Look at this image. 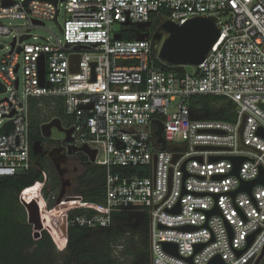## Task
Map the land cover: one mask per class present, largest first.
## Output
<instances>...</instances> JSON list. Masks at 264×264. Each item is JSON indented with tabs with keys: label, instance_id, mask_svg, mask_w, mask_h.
I'll list each match as a JSON object with an SVG mask.
<instances>
[{
	"label": "built area",
	"instance_id": "built-area-1",
	"mask_svg": "<svg viewBox=\"0 0 264 264\" xmlns=\"http://www.w3.org/2000/svg\"><path fill=\"white\" fill-rule=\"evenodd\" d=\"M2 1L0 37L10 36L12 42L0 60V179L33 166L30 100L60 98L59 120L65 130L72 129L69 144L95 150L92 164L105 168V179L101 203L65 193L59 216L53 215L59 190L50 192L45 177L21 191L37 188L39 213L43 220L50 217L58 237L67 240L69 227L107 228L114 213H143L150 219V264H189L190 257L192 264H208L216 256L223 264H253L264 248V186L255 185L250 195L230 194L240 180L253 181L264 170V137L258 133L264 130L259 108L264 104V0H9L8 6ZM195 17L215 18L220 36L192 72L157 66L150 27L136 28L148 39H114L120 35L114 26L126 22L136 27L167 20L180 26ZM4 20L26 25L15 28ZM45 21L58 24L62 39L29 43L30 30ZM24 36L29 38L20 41ZM74 55L78 71L72 73ZM195 96L230 101L233 121L192 118L189 100ZM154 121L162 124L164 150L156 143ZM173 155H178L175 162ZM225 157L246 158L238 176L230 174L233 165ZM116 167H137L141 173L113 174ZM215 207L219 214L207 217ZM163 243L175 244L178 256L164 251ZM196 245L204 246L195 252Z\"/></svg>",
	"mask_w": 264,
	"mask_h": 264
},
{
	"label": "trees",
	"instance_id": "trees-1",
	"mask_svg": "<svg viewBox=\"0 0 264 264\" xmlns=\"http://www.w3.org/2000/svg\"><path fill=\"white\" fill-rule=\"evenodd\" d=\"M159 21L155 20L149 31L154 32ZM121 40H135L137 37L134 25L121 26L118 31ZM1 49V48H0ZM155 57V53H153ZM157 66L165 71L179 74L184 72L183 67H172L155 60ZM0 84V94L2 93ZM218 105V106H217ZM189 110L192 118L202 120H216L231 122L234 119V105L222 98L214 96H195L189 100ZM50 118L63 119L62 102L60 98H43L30 100V130L29 141L32 145L40 140V125ZM33 166L27 172L16 177L0 179V244L2 238L11 227V221L17 219L25 221V212L16 200L17 194L42 180V171L46 169L40 159L30 151ZM87 158L83 156V161ZM49 175L48 185L50 192L60 189L57 175ZM113 174L132 175L141 173V169L112 168ZM105 168L88 164L85 172L78 178L77 192L85 203H101L103 198V182ZM12 195V197L10 196ZM19 211L21 218L13 212ZM84 210H76L74 214H83ZM92 213V212H91ZM13 214V215H12ZM150 219L143 213H114L111 224L107 228L69 227L67 232L66 251L76 264H150ZM116 246H123L120 257L113 255ZM120 259V260H119ZM260 264H264V258Z\"/></svg>",
	"mask_w": 264,
	"mask_h": 264
},
{
	"label": "water",
	"instance_id": "water-1",
	"mask_svg": "<svg viewBox=\"0 0 264 264\" xmlns=\"http://www.w3.org/2000/svg\"><path fill=\"white\" fill-rule=\"evenodd\" d=\"M40 1H47L53 4L56 3L57 0H40ZM11 2L9 0H3L2 5L8 6ZM35 24L42 25L39 22H34ZM129 22L123 24V26H128ZM150 23H138L136 25L137 30H143L145 28H149ZM60 29V27H59ZM220 36L219 29L216 26L215 18L213 17H195L188 20L183 25H176L170 21H163L158 28L155 30L152 41H153V52L157 55V58L162 63L172 66V67H194L201 64L207 54L209 53L212 46L217 42ZM29 36H24L20 39V41H24L28 39ZM149 38L148 33H140L137 32V41H142ZM115 40H120V35L114 36ZM14 46V43L11 44ZM80 47H75V50H78ZM78 55H74L70 58V72L75 73L78 71ZM43 60L40 61V80L43 83ZM94 81V78L92 79ZM259 108L264 111V104L259 105ZM243 123V121H242ZM153 124L156 126V130L154 135L156 136V143L161 145V149L164 150L165 143L161 136L162 133V124L159 121H154ZM54 128L58 132L65 135L63 141L67 144L72 142L71 133L72 129L65 130L61 122L58 118L51 120L49 123L43 124L40 126L41 135L44 138H48L51 136V129ZM240 127V132H241ZM262 137H264V130L260 129L258 132ZM4 142V138L0 136V144ZM40 142L36 141L31 145V150L34 155L40 153L39 150ZM68 149L71 150L73 153L80 152L85 155L88 159V164H92L95 160L96 151L89 149L87 146H83L81 148H76L72 145H68ZM198 150H208L213 148L208 147H197ZM64 156H58V158H51L54 169L60 181V189L59 195L57 198L56 209L53 213L54 216H59L61 212L59 211V203L61 199L64 197L66 193V188L70 186L71 182L66 177V172L62 168V164L64 163ZM178 158V155H173V162H175ZM229 160L232 165L233 169L231 171V175L238 176V170L243 161L246 160L245 157H225ZM220 158H210V161H216ZM255 185H262L264 186V170L260 168V173L258 177L253 181H239V185L235 191H233L230 195L232 198L235 197L237 193L244 192L250 195L251 189ZM76 198L75 201H77ZM67 201L72 202L73 199H68ZM27 207V205H24ZM36 208V207H35ZM34 208V209H35ZM179 206L173 212H178ZM36 211V210H35ZM219 214L218 209L215 207L214 209L207 212V217L211 215ZM158 228H163V226L158 225ZM185 230L194 229L193 227L183 228ZM254 234L248 238V245L251 243ZM204 245H196L195 252L200 250ZM162 247L164 251L171 253L174 256H178L177 254V246L172 243H163ZM239 254L241 252H238ZM264 258V248L258 258L254 261L253 264H260L262 259ZM189 264H192V257L186 259ZM208 264H223L218 256L214 257Z\"/></svg>",
	"mask_w": 264,
	"mask_h": 264
},
{
	"label": "flooded vegetation",
	"instance_id": "flooded-vegetation-1",
	"mask_svg": "<svg viewBox=\"0 0 264 264\" xmlns=\"http://www.w3.org/2000/svg\"><path fill=\"white\" fill-rule=\"evenodd\" d=\"M52 131L53 129H51V136L48 138L42 137L40 131L41 139L37 140L40 142V153L35 156L40 159L43 166L46 168L48 166L54 167L51 158L64 156L62 157L64 158V163L61 166L65 170L66 176L77 172L78 168L74 164V161L86 167L88 165V159L83 161L84 155L82 153H73L69 150V144L64 142L63 139L54 143ZM41 173L43 176L46 170ZM43 180L42 177V180L36 182V184L39 183L40 185ZM46 180L48 182V179ZM34 190L37 189H29L26 191L27 196L30 197ZM10 196L12 197V195ZM13 214L21 218L19 211L15 212L14 210ZM43 219L39 217L36 221H31L25 213L24 222L17 219L11 221V227L2 238L0 244V264H76L72 256L66 251L67 240L58 237L59 235L55 229L51 225L46 224Z\"/></svg>",
	"mask_w": 264,
	"mask_h": 264
},
{
	"label": "rangeland",
	"instance_id": "rangeland-1",
	"mask_svg": "<svg viewBox=\"0 0 264 264\" xmlns=\"http://www.w3.org/2000/svg\"><path fill=\"white\" fill-rule=\"evenodd\" d=\"M63 19H64V14L61 11V14H60L59 19H58V24L59 25L63 24ZM3 22L5 24L11 25L12 27H15V28L24 27L26 25V21L25 20H4ZM58 24H56L53 21H45L43 27H34L33 29L30 30V34L32 35V38L29 40V43H35V42H37V43H45L46 41L55 42V39L61 40L62 36H61V31L59 29ZM113 29L116 30V31H119L120 30V26L115 25ZM33 38H36V39H33ZM11 42H12V37H10V36H7V37L2 36V37H0V48H1L0 49V60L10 50V43ZM186 70L189 71V72H192L193 68L192 67H187ZM18 77L22 81V71L21 70L18 72ZM18 95L19 96L23 95L22 85H21V87H20V89L18 91ZM3 98H4V95L0 94V100L3 99ZM174 103H176V102H174ZM170 112H173V110L170 109ZM1 125L2 124H0V127H1ZM52 129H53V131H52V139H53L54 143H57L56 141L64 139V135L62 133L58 132L54 128H52ZM77 163L78 162L74 161V164L78 168L77 172H75V174H68V176L65 177V178H68L70 180V182H71L70 186L66 190V193L68 195H74V196L80 197L81 194L79 192H77V188L79 186L78 178L85 172L86 167H85V165H79ZM51 167L52 166H48L45 169L46 173L43 174V179L45 177L49 181V179H50L49 175L51 177H53L54 173H53ZM53 170H54V172L56 174V171H55L54 167H53ZM47 184H48V182H47ZM37 195H38L37 194V190H34L33 194L30 197L29 196L27 197V194H23L22 195L21 192L19 194H17V196H16V200L22 206V208L24 209V212L26 213V216L31 221H36L39 217L42 216V215L39 214L38 203L36 202ZM26 198H30V202L28 201L29 203H27V204L24 203L25 202L24 200H26ZM24 205H27V207H25ZM121 247H123V246H121ZM121 250H122V248L120 250H117V252L116 251L113 252V255H115L116 257H120L121 255L119 254V252Z\"/></svg>",
	"mask_w": 264,
	"mask_h": 264
},
{
	"label": "bare ground",
	"instance_id": "bare-ground-1",
	"mask_svg": "<svg viewBox=\"0 0 264 264\" xmlns=\"http://www.w3.org/2000/svg\"><path fill=\"white\" fill-rule=\"evenodd\" d=\"M32 189H37V188H36V187H33ZM45 220H46V224L52 226V223H51V219H50V217H46Z\"/></svg>",
	"mask_w": 264,
	"mask_h": 264
}]
</instances>
